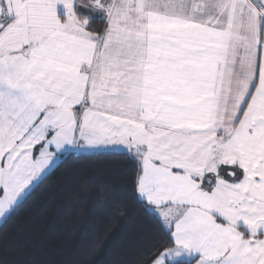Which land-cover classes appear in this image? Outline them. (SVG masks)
<instances>
[{"label":"snow or ice","instance_id":"6c2138e0","mask_svg":"<svg viewBox=\"0 0 264 264\" xmlns=\"http://www.w3.org/2000/svg\"><path fill=\"white\" fill-rule=\"evenodd\" d=\"M89 2L102 31L0 0V223L67 155L118 150L169 230L147 264H264V0Z\"/></svg>","mask_w":264,"mask_h":264},{"label":"trees","instance_id":"16d2710c","mask_svg":"<svg viewBox=\"0 0 264 264\" xmlns=\"http://www.w3.org/2000/svg\"><path fill=\"white\" fill-rule=\"evenodd\" d=\"M137 166L118 150L67 155L0 224V264H147L170 239L157 209L132 194Z\"/></svg>","mask_w":264,"mask_h":264},{"label":"crops","instance_id":"0c3cea01","mask_svg":"<svg viewBox=\"0 0 264 264\" xmlns=\"http://www.w3.org/2000/svg\"><path fill=\"white\" fill-rule=\"evenodd\" d=\"M57 11H58V14L61 17V19H64L66 17L67 10H66V8H65L63 3H59L57 5ZM74 11L76 12V14L78 16L88 18L89 22H88L87 27L90 30L99 31L97 28H91L90 27V20L91 19L100 21L102 26H103V28L106 26L107 13L103 9L97 8L95 5L91 4L89 2V0H84L83 4L79 3L78 0H74ZM100 151H107V150H92V151H89V153H91V152H100ZM222 168H223V166H222ZM238 175H239V173H238ZM226 178H228V177H226ZM158 212H159V210H158ZM237 227H238V230H240L245 235H248L250 233L249 226L246 225V223L243 220L238 222ZM192 258H197V257L194 254V257H192ZM184 259L188 260L190 258H184Z\"/></svg>","mask_w":264,"mask_h":264},{"label":"rangeland","instance_id":"374dc122","mask_svg":"<svg viewBox=\"0 0 264 264\" xmlns=\"http://www.w3.org/2000/svg\"><path fill=\"white\" fill-rule=\"evenodd\" d=\"M157 212H158V210H157ZM158 214H159V212H158ZM160 216V215H159ZM160 218H161V216H160ZM162 219V218H161ZM163 220V219H162ZM193 258H190V259H188V260H192Z\"/></svg>","mask_w":264,"mask_h":264}]
</instances>
